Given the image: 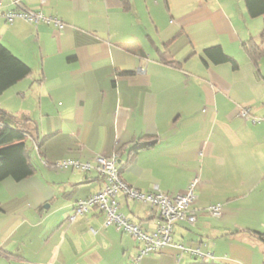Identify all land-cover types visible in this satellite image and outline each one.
I'll return each instance as SVG.
<instances>
[{"label":"crops","instance_id":"0c3cea01","mask_svg":"<svg viewBox=\"0 0 264 264\" xmlns=\"http://www.w3.org/2000/svg\"><path fill=\"white\" fill-rule=\"evenodd\" d=\"M41 1L0 0V12L40 11L64 25L0 17V42L31 69L0 96V114L30 130L40 160L33 176L0 182V264H131L140 245L104 228L97 209L68 222L76 201L102 189L96 172L51 166L113 154L122 181L144 193H182L199 179L196 221L177 223L172 240L216 260L178 264H264L251 233L264 232V121L237 116L241 107L264 116V56L243 48L264 49V16H249L244 0ZM213 47L232 62L206 56ZM117 201L142 230L155 227V208ZM217 204L213 218L206 209ZM178 253L139 264H176Z\"/></svg>","mask_w":264,"mask_h":264},{"label":"built area","instance_id":"2783aa9c","mask_svg":"<svg viewBox=\"0 0 264 264\" xmlns=\"http://www.w3.org/2000/svg\"><path fill=\"white\" fill-rule=\"evenodd\" d=\"M41 5L45 1L40 2ZM18 6V4H16ZM7 24H13L15 21H23L33 24L52 25L59 30H63L64 25L57 18L46 16L42 12L30 11L27 9H16L14 11L0 12ZM237 116L243 120L250 119L253 123L264 121V116L256 118L250 115L248 108H239ZM46 165V162L44 163ZM57 170H76L81 173L95 171L98 178L102 181V189L98 192L75 202L73 213L68 218L72 223L76 217L82 216L91 209H97L104 215V228L113 227L116 230L131 236L139 245L137 255L134 256L131 264H139L142 258L151 253H161L166 248H173L179 253L176 256L178 264L182 255L202 258L205 261H215L216 258L211 253H203L199 249L185 247L182 244L175 243L172 240L173 229L179 222L194 224L196 217L193 214L192 206L196 202L195 189L199 185V179L195 177L182 193L174 195L160 192L154 186L150 192H141L125 184L120 176L118 167V154L110 157L97 156L93 164L81 162L75 159H65L51 165ZM123 194L126 198L147 204L156 209L157 223L151 231H144L140 224L128 220L119 213V203L117 197ZM222 206L212 205L206 209V212L213 218H219L222 215ZM95 233L94 231H92Z\"/></svg>","mask_w":264,"mask_h":264},{"label":"trees","instance_id":"16d2710c","mask_svg":"<svg viewBox=\"0 0 264 264\" xmlns=\"http://www.w3.org/2000/svg\"><path fill=\"white\" fill-rule=\"evenodd\" d=\"M244 1L249 16H264V0ZM243 48L253 58L264 56V49L251 41L244 43ZM204 53L219 63L232 62L219 47L206 49ZM160 59L166 61V57L162 56ZM30 73V67L0 42V96ZM15 120L13 116L6 113L0 114V182L8 178L19 182L33 176L36 172V165L31 160L29 153L31 149L27 142L30 130L18 125ZM153 143L152 141L143 145L136 143V148H147ZM251 233L257 240L264 243V232Z\"/></svg>","mask_w":264,"mask_h":264},{"label":"rangeland","instance_id":"374dc122","mask_svg":"<svg viewBox=\"0 0 264 264\" xmlns=\"http://www.w3.org/2000/svg\"><path fill=\"white\" fill-rule=\"evenodd\" d=\"M140 6L142 7V13H144L145 12V14H146V10H145V7H146V3H144V2H142L141 4H140ZM144 17H145V15H144ZM264 64V63H263ZM263 71V70H262ZM263 73H264V71H263ZM31 158H32V161L34 162V164L35 165H39L40 166V160H39V156H38V153L35 151V150H31ZM70 170V169H69ZM64 171H66V170H64ZM241 219L239 218V221H240ZM255 225V223L253 222V226ZM257 231H260V230H257ZM124 234H126V233H124ZM128 235V234H127ZM206 239V238H205ZM134 242H136L135 240H134ZM137 243V242H136ZM137 245H138V243H137ZM211 252H215L214 250H211ZM211 252H209V253H211ZM168 253V248H166V249H164L161 253H156V254H153V253H151V254H149V255H146V257H160V256H163V257H165V254H167ZM261 258H262V261H263V263H264V255L262 254V256H261ZM201 259L202 258H199V257H195L193 260L194 261H197V262H200L201 261Z\"/></svg>","mask_w":264,"mask_h":264}]
</instances>
